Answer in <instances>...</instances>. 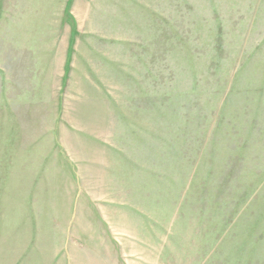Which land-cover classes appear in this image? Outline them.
Returning <instances> with one entry per match:
<instances>
[{
	"label": "rangeland",
	"instance_id": "obj_1",
	"mask_svg": "<svg viewBox=\"0 0 264 264\" xmlns=\"http://www.w3.org/2000/svg\"><path fill=\"white\" fill-rule=\"evenodd\" d=\"M48 234L264 264V0H0V250Z\"/></svg>",
	"mask_w": 264,
	"mask_h": 264
},
{
	"label": "crops",
	"instance_id": "obj_2",
	"mask_svg": "<svg viewBox=\"0 0 264 264\" xmlns=\"http://www.w3.org/2000/svg\"><path fill=\"white\" fill-rule=\"evenodd\" d=\"M46 194H51V196H54L56 193H49L46 192ZM53 199L54 203V197H51ZM53 204L48 203V207H52ZM69 217L72 218V215L70 214ZM53 221L55 220V215L51 217ZM70 220V219H69ZM50 234L38 236L37 237V245L35 246H23L20 245V240H17L15 238V241L11 238L9 239L6 237L5 241L7 244H3L1 246L0 250V264H54V259L56 257V249L57 247L53 245L50 247L49 245H46L48 243L53 242V238ZM9 239V240H8ZM51 241V242H50ZM28 243H33V240L28 241ZM44 244L43 246L40 245ZM62 250L64 251L63 247ZM65 252V251H64ZM52 255V256H50ZM104 257V258H103ZM109 253L104 252H98L95 253L93 251H90L88 249L87 245H84L83 248H80L77 252L72 251L71 254L67 253L65 254L66 263L65 264H77V260H79L80 264H111V257H109ZM50 258L52 260H50ZM64 258V259H65ZM9 260V261H8ZM23 260L22 263H20ZM42 260V262H41ZM106 260V262H105Z\"/></svg>",
	"mask_w": 264,
	"mask_h": 264
}]
</instances>
